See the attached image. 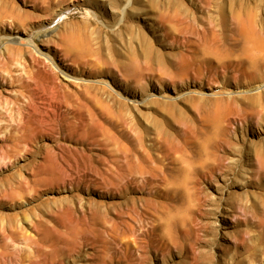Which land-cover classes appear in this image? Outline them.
Here are the masks:
<instances>
[{
    "label": "rangeland",
    "instance_id": "1",
    "mask_svg": "<svg viewBox=\"0 0 264 264\" xmlns=\"http://www.w3.org/2000/svg\"><path fill=\"white\" fill-rule=\"evenodd\" d=\"M239 27L264 0H0V264H264V52L187 57Z\"/></svg>",
    "mask_w": 264,
    "mask_h": 264
},
{
    "label": "bare ground",
    "instance_id": "2",
    "mask_svg": "<svg viewBox=\"0 0 264 264\" xmlns=\"http://www.w3.org/2000/svg\"><path fill=\"white\" fill-rule=\"evenodd\" d=\"M239 30H241V32H242V37L241 38H237V37L233 36V40L232 41L228 40L226 38V36L222 32H216V31H214V33L210 37H203V38H201L202 41H200V42L202 43L203 46H205L206 48L211 49V50H218V54L216 55V58L218 59V62L217 63H215L212 58L200 57V56L196 55V52L195 51H192V56L191 55H190V57H189V55L187 56L188 59H190L189 63H192L194 60H197L198 61L197 66L199 65L200 67L201 66H205L206 67V65L213 63V64H216V66L218 68L221 67L222 70L225 71L231 65L234 66V69H235V65L234 64L237 63V62L239 63V59L238 58H240V56L244 52H248L249 51L248 53L251 52V53L255 54V51H256V54L255 55L258 54L257 51L264 52V41L263 40H260L259 39V36H255V34H250L249 33V30H247L244 27H239ZM52 31H55V30H52ZM19 39H23V38L19 37ZM29 44L32 45V47H34L35 52H38L39 54L44 55L49 63H51L52 65H55L57 68H59V66H57L56 63H55L54 57H52L50 54L43 53V51L38 47V44H37V42L34 39H31L30 38L29 39ZM77 46H78L77 43L70 42V45H69L70 48H76ZM222 52L225 55H223ZM192 68L194 70H197L196 67H194V66ZM187 69L189 70V68H187ZM223 71H221V72H223ZM63 74H65L66 76H68V74L65 71H63ZM182 74H183V72H182ZM190 75L187 76L186 78L190 79V77H191ZM198 77H199V75H198ZM98 83H101L106 88L107 87H109V88L112 87L111 84L109 83V81H106V80H99ZM188 88H191V87L188 86ZM51 93L54 94L53 99H55V98H57V99L62 98L61 97V94L55 88L52 89ZM56 93L59 94L60 98L58 96H56ZM191 93L198 94L201 97H203V96L206 95L205 92L200 87H198L196 90L191 91ZM230 94H232V92ZM57 106L61 108L63 106L62 101L58 102L57 103ZM36 110L33 109V111H35V112H36Z\"/></svg>",
    "mask_w": 264,
    "mask_h": 264
}]
</instances>
